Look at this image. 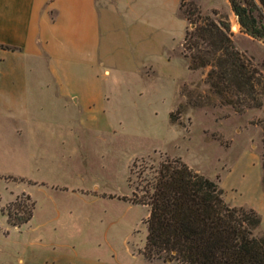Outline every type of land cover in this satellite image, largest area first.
<instances>
[{"label":"rangeland","instance_id":"374dc122","mask_svg":"<svg viewBox=\"0 0 264 264\" xmlns=\"http://www.w3.org/2000/svg\"><path fill=\"white\" fill-rule=\"evenodd\" d=\"M196 3L203 14L213 17L215 7L227 18L233 45L264 76V43L239 27L227 0ZM150 7L151 76L128 79L111 69L102 76L111 92V127L102 133L54 129L65 115L50 107L33 114L47 122L43 129L26 125L34 118L21 115L20 79L39 66L0 49V264H178L141 255L148 208L129 200L164 158H179L213 180L227 204L252 207L264 229L256 123L264 117V91L259 106L241 113L206 99L205 69H188L180 53L187 22L177 2L151 0ZM109 18L112 32L118 30V20ZM197 94L201 102L192 105ZM93 185L104 194L89 192ZM24 194L33 201L31 217L10 226L4 207L15 197L26 203Z\"/></svg>","mask_w":264,"mask_h":264},{"label":"trees","instance_id":"16d2710c","mask_svg":"<svg viewBox=\"0 0 264 264\" xmlns=\"http://www.w3.org/2000/svg\"><path fill=\"white\" fill-rule=\"evenodd\" d=\"M239 27L264 43V0H227ZM186 24L180 53L190 70L205 69L206 99L230 106L237 113L260 105L264 76L235 48L229 22L216 9L201 13L194 0H179ZM0 46H4L1 45ZM8 47V46H4ZM200 94L189 100L201 102ZM172 119L171 113H169ZM260 126V185L264 201V117ZM141 193L129 200L147 206L141 255L179 264H264V229L252 207L227 204L222 189L179 158H164L143 176ZM6 203V223L19 226L32 214L33 201L24 194ZM14 205V209L10 208ZM258 232V233H257Z\"/></svg>","mask_w":264,"mask_h":264},{"label":"crops","instance_id":"0c3cea01","mask_svg":"<svg viewBox=\"0 0 264 264\" xmlns=\"http://www.w3.org/2000/svg\"><path fill=\"white\" fill-rule=\"evenodd\" d=\"M150 6L151 0H0V44L8 46L0 49L39 66L20 79L21 115L34 118L26 125L43 129L47 122L33 114L50 107L65 115L54 129L74 135L110 128L111 92L102 88V76L110 69L128 79L151 76ZM110 16L118 20L113 32ZM88 191L104 194L96 185Z\"/></svg>","mask_w":264,"mask_h":264},{"label":"water","instance_id":"95a60500","mask_svg":"<svg viewBox=\"0 0 264 264\" xmlns=\"http://www.w3.org/2000/svg\"><path fill=\"white\" fill-rule=\"evenodd\" d=\"M168 260V259H167Z\"/></svg>","mask_w":264,"mask_h":264}]
</instances>
